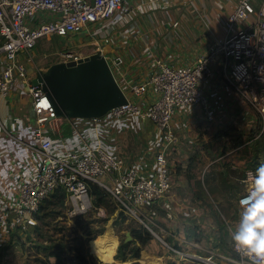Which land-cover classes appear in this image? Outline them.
Masks as SVG:
<instances>
[{
    "label": "built area",
    "instance_id": "built-area-1",
    "mask_svg": "<svg viewBox=\"0 0 264 264\" xmlns=\"http://www.w3.org/2000/svg\"><path fill=\"white\" fill-rule=\"evenodd\" d=\"M129 1L0 0V101H5L7 106L11 97L19 95L22 102H30L35 113V123L27 130L21 126L13 127L10 115L5 120L0 117L7 152L5 179L9 183L6 193L0 197L2 237L9 239L16 225L32 223L44 201L60 188L67 193L71 217L88 214L95 208L90 184L107 191L120 211L138 219L150 231V225L155 222L149 212L160 205L172 188L169 155L178 140L173 118L179 108L199 106L210 120L213 119L209 98L201 83L209 73L210 64L219 57L226 81L264 117V0H238L225 21V36L215 40L208 53L195 65L178 69L158 61L157 72L146 83L131 86L129 91H125L117 76L122 58H110L99 51L106 57L128 104L110 109L102 118L82 120L85 127H74L73 135L65 138L62 133L65 119L57 116L43 88L33 85L36 72L29 71L27 59L33 60L32 52L44 38L76 36L105 20L123 19V7ZM192 2L184 0L185 5ZM104 39L110 41V37ZM95 44L98 45V41ZM60 56L61 62L82 58L69 49L63 50ZM147 90L155 99L144 106L136 97L143 96ZM126 117L149 120L162 133L151 176L129 167L127 158L102 145L100 135L96 133L111 129ZM251 173L254 170L246 171L245 183L252 182ZM249 189L240 197L239 206L242 207ZM96 209L104 215V209ZM165 245L168 251L184 260L221 264L216 260L218 255L212 251L205 260L186 250ZM223 259L229 264H253V258L237 251L234 242L231 255Z\"/></svg>",
    "mask_w": 264,
    "mask_h": 264
},
{
    "label": "crops",
    "instance_id": "crops-1",
    "mask_svg": "<svg viewBox=\"0 0 264 264\" xmlns=\"http://www.w3.org/2000/svg\"><path fill=\"white\" fill-rule=\"evenodd\" d=\"M237 4L238 0H193L192 4L189 5H185L184 0H161L160 2L155 0H130L123 7V19L113 22L116 27L111 25L112 27L109 26L103 33L89 35L92 39H83L82 37L80 39H69L70 43L67 42L63 50L72 49L75 46H88L93 49L90 55L103 51L110 58L120 56L123 63L118 66L117 76L125 91H129L131 86L146 83L157 72L158 61H165L166 64L178 69L195 65L200 57L208 53L209 47L215 40L222 39L225 36V21ZM175 23H178V25L175 26ZM105 37H110V41H105ZM64 40L66 41V39ZM96 41H98V45L95 44ZM37 50L36 48L32 52L33 59L37 54ZM221 60L219 57L210 64L209 73L206 74L201 83L209 98V111L213 114V119L210 120L201 107L194 106L177 109L172 121L173 129L178 137L177 143L171 148L169 155L173 175L172 188L170 193L157 206L171 211L169 213L170 218H173V215L175 218L170 221L176 220L177 216L183 217L185 215L187 218H194L195 221H198V216H205L206 209L197 205L204 200L209 203L211 200L215 201L209 197H204L201 201V198L197 195L182 194L187 182L192 183L197 178L199 180V176L194 172L198 165H201V163L206 164L209 161V154L216 155L217 160L209 162L206 168L211 167L219 160H230L232 165L230 170H240L242 172V177L239 179L242 185L241 196L246 194L248 187L251 185V183H245L244 180L246 171L250 169L255 171V165H243L245 158H243L242 152L238 154L239 156H236L238 159H229V151H225L229 145V143H226V141L228 142L227 134L220 131L221 126L228 125L231 120L235 123L244 122L247 116L244 105L249 104L226 81L221 69ZM27 64H30L28 68L31 73L39 71L33 60L27 59ZM136 98L144 106H148L154 101L155 96L150 90H147L143 96ZM7 102L8 105L6 106L5 101H0V117L3 120L10 115L12 126H21L25 130L34 125L35 114L31 118L30 110L21 103L19 95L11 97ZM236 111L239 114L234 118L235 116L232 117V114ZM201 124H205L210 130L203 131L200 127ZM133 125L140 126L143 144L139 147L137 144L136 148L133 146V148L127 149L125 155L117 153L116 147L124 140L122 136H125L126 140L127 135H130L127 132L131 130L130 126ZM69 127L72 129L71 133L68 131ZM74 127H85V123L79 119L65 120L62 131L65 138L73 135ZM117 127L118 129L123 127V130H126L125 133H121V130L119 132ZM113 131L110 140L111 147L109 148L116 154L127 158L129 167H135L142 174L151 176L154 171L155 153L161 143L162 133L149 120L129 117L117 121ZM2 136L0 128V197L6 193L9 184L8 180L5 179L8 174V165L5 163L6 141ZM200 140H202V143H197ZM253 141H255V136L250 138V142L245 143V146H250V150L254 148ZM241 196H238L236 201V215L232 216L230 221L221 227L213 228L214 233L209 238L211 244L206 245L203 249V255L210 251L216 253L218 255L216 258L220 260L221 264H229L227 261L222 260L219 254H223L224 258L229 257L232 253L234 242L232 235L237 229L243 211L242 207L239 206ZM219 200L221 202L222 199ZM152 210L149 212V216H151ZM206 219L205 223L209 226H214L217 222V220L214 222L210 215H207ZM176 224L180 229L169 233L174 244H178L185 250L187 249L182 246L191 245L192 248H195V245H198L197 241L191 240V237L186 235L185 230L183 231L187 228L186 224L181 220H177ZM115 235L117 238L119 237L117 233ZM10 240V238L7 239L0 234V264H22L21 256L23 254L21 250L23 247L16 242L9 245ZM157 246L154 245V242L147 245V250L145 249L141 253L140 259L143 264L153 262L154 260L152 261L149 258L155 255H157V257H154L155 262L159 264H192L181 262L176 256H170L169 252L159 251Z\"/></svg>",
    "mask_w": 264,
    "mask_h": 264
},
{
    "label": "rangeland",
    "instance_id": "rangeland-1",
    "mask_svg": "<svg viewBox=\"0 0 264 264\" xmlns=\"http://www.w3.org/2000/svg\"><path fill=\"white\" fill-rule=\"evenodd\" d=\"M113 25V20L108 19L103 21L102 23H99L97 25H92L88 27L87 30H85L84 34L80 33L76 36H69L66 38H62L59 36H50L47 38H44L39 42V45L37 46V54L35 58L33 59V62L38 67L39 70H47L51 65L59 62L61 56L60 53H62L63 48H65V45L67 42H69V39H80L82 37L83 39H92L91 34H95L98 32H105V30ZM83 35V36H82ZM100 36V35H98ZM66 39V41L64 40ZM70 43V42H69ZM68 50V49H66ZM69 51L74 52L76 56H81L82 58L86 57V55H90L93 49L91 47H73L72 49H69ZM32 61V60H31ZM27 66H30V64H26ZM26 108L30 109L31 104L28 100H25L24 102H21ZM247 104V103H246ZM246 108L245 111L247 112V116L245 118L244 122L239 121V123L231 122L228 125L221 126V133L227 134V140L226 143L229 145L226 147L225 151H229V159L235 160L238 159L241 152L243 153L244 164L248 165H255L256 167L261 163L264 162V117L261 115L259 110H257L255 107L247 104L244 105ZM1 112V110H0ZM239 114V113H238ZM237 111L236 113L232 114V117H237ZM132 118V117H129ZM82 120V119H79ZM138 124V123H137ZM122 126V125H121ZM114 127V126H113ZM113 127L109 130H101L97 131L96 133L100 135L101 138V144L106 147H111V137L113 135ZM131 130H129L127 133H130V135H127V138L125 140V136H122L124 140L119 144V146L116 147L117 153L126 154L127 149L129 148H136L137 144L138 147L143 144V137L140 135V126L139 125H133L130 126ZM201 129L203 131L210 130L205 124H201ZM63 129V128H62ZM212 129V128H211ZM121 133H125L123 130V127H121ZM128 130V129H127ZM69 133L72 132V129L68 128ZM137 131V132H136ZM120 132V131H119ZM132 132V133H131ZM131 134H133L131 136ZM251 135V136H250ZM255 136V145L253 149L250 150V146H245L248 142H250V138ZM244 139H242V138ZM236 139V140H235ZM197 143H202V140ZM246 143V144H245ZM242 144H244L242 146ZM241 145V146H239ZM239 146V147H238ZM212 153V152H211ZM227 153V152H226ZM209 161L206 164L201 163V165H198L196 167V170L194 174L199 176V180L194 179L192 183H186L185 189H183L182 194H193L197 195L201 198V201L204 197L214 199L215 201L207 202L206 200L202 201V203H199L197 206L205 207V216H198V221H195L194 218H190L185 215L183 217L177 216V219L174 221L175 216L173 215V218H169V209H162L159 207H155L152 210L151 217L154 220V225H150V229L153 230L156 234L154 235L153 232L148 230L143 223H141L138 219L130 218L127 214H124L122 211L119 210L117 204L113 200L112 196L108 194L106 191L104 192L106 194V200L104 204L102 205V209H104L105 213L104 215L99 214L97 209H93L91 212H89L86 215L83 216H76L71 217L70 209L71 205L66 199V202L63 206H60L58 204V200L54 198V196H50V198L44 203L43 210L40 211L37 216L40 218V220H37L35 218L32 222V224L37 225L38 229H30L29 227L21 228V231L16 230L14 236L9 242V245L13 242H16L18 245H21L23 249L21 250V253L23 254L21 256L22 264H37L36 259L38 257L44 256V250L43 245H50V240L48 237L49 235H52L54 237H60L63 234L70 235L76 231L83 233V231L90 230L93 234H98V238L102 235H104L109 228L112 229L114 236L116 237V233L119 236L117 238L118 240V247L114 256V261L112 263H106L101 260L94 252H92L91 249V241L89 243L90 246V254L95 260L96 264H131L133 261L129 262H123L118 259H116V256L118 254V248L120 247L122 242H125L126 240V234L127 232L131 233L133 230H141L144 231L145 236L150 234L149 237H151V240L149 243L154 242V245H158L157 249L161 252H169L165 243H167L169 246L176 247L178 249H182L178 244H174V242L171 240V236L169 233L172 231H177L180 228L175 223H177V220L183 221L187 228L183 229L185 230V233L187 236L191 237V240H194L198 245H195V248H192L191 245L188 246H182L183 248H186V252H191L195 255L201 256L203 259H207L209 254L206 252L203 255V249H205V246L210 243V236L214 233V229H217V227H221L226 222L230 221V218L232 216H235L236 208V201L238 196H241L242 192V185L239 182L240 177H242V172L240 170H230L232 169L231 161H217L211 167L206 168L209 162H212L213 160H217L216 155L209 154ZM226 165V167H225ZM235 165V164H234ZM102 189V188H101ZM195 192V194H194ZM170 193V191H169ZM242 197V196H241ZM92 199L94 200V196H92ZM219 199H222L221 202ZM156 216H155V214ZM183 213V212H181ZM237 213V211H236ZM207 215H210L215 223L214 226H209L205 223L207 220ZM188 222V223H187ZM212 222V223H214ZM190 226V227H189ZM209 226V227H208ZM20 227V226H19ZM19 229V228H17ZM61 233V234H58ZM96 237V238H97ZM148 243V244H149ZM12 245V244H11ZM140 246L139 243H133L131 247ZM147 250V245L142 248V253ZM193 249V250H192ZM185 250V249H183ZM159 252V253H161ZM213 253V252H212ZM170 256H176L178 260L184 261L185 263H198L197 261H187L182 259V257L169 252ZM157 257V255L150 257V260H154ZM175 257V258H176ZM219 257L222 260L223 254H219ZM169 258V257H166ZM173 259V258H172ZM217 260V259H216ZM143 261V260H142ZM215 261V259H214ZM226 261V260H225ZM141 264V259L139 260ZM216 262V261H215ZM218 263H221L220 260H217ZM216 262V263H217Z\"/></svg>",
    "mask_w": 264,
    "mask_h": 264
},
{
    "label": "water",
    "instance_id": "water-1",
    "mask_svg": "<svg viewBox=\"0 0 264 264\" xmlns=\"http://www.w3.org/2000/svg\"><path fill=\"white\" fill-rule=\"evenodd\" d=\"M47 93L59 118L90 120L102 118L115 107L128 104V98L101 53L78 61L57 62L37 71L33 81ZM31 118L34 116L29 109ZM127 234L125 243L132 241Z\"/></svg>",
    "mask_w": 264,
    "mask_h": 264
},
{
    "label": "trees",
    "instance_id": "trees-1",
    "mask_svg": "<svg viewBox=\"0 0 264 264\" xmlns=\"http://www.w3.org/2000/svg\"><path fill=\"white\" fill-rule=\"evenodd\" d=\"M90 189L91 195L95 198L93 200L95 209L102 208V205L106 200V194L104 193L105 190L101 189V187L96 184H90ZM51 196H54V198L58 200V204L60 206H63L67 199V193L62 188L58 189ZM47 200H45L44 203ZM44 203L42 204L40 209L34 214L33 219L37 218V220H40L37 214L43 210ZM26 226L32 229L33 231L34 229H38V226L32 223H26L25 225H20V227L19 225H16L11 231L12 233L10 239H12L16 230L21 231V228H25ZM99 233L93 234L90 230H87L83 231V233L76 231L70 235L63 234L60 237H54L52 235L46 236L50 240V245H43L44 256L38 257L36 259V262L37 264H96L94 258L90 254L91 251L89 243L90 241L97 239ZM131 235L133 237V240L128 243H121L120 247L118 248V254L116 256V259L123 262L135 260L131 264H141L139 260L141 258L142 248L148 245V243L150 242V234L145 236L144 231H142L141 229L133 230L131 232ZM134 242L139 243L140 246L133 247L129 250V248Z\"/></svg>",
    "mask_w": 264,
    "mask_h": 264
},
{
    "label": "clouds",
    "instance_id": "clouds-1",
    "mask_svg": "<svg viewBox=\"0 0 264 264\" xmlns=\"http://www.w3.org/2000/svg\"><path fill=\"white\" fill-rule=\"evenodd\" d=\"M250 175L252 182L232 239L237 251L253 258V264H264V162Z\"/></svg>",
    "mask_w": 264,
    "mask_h": 264
},
{
    "label": "bare ground",
    "instance_id": "bare-ground-1",
    "mask_svg": "<svg viewBox=\"0 0 264 264\" xmlns=\"http://www.w3.org/2000/svg\"><path fill=\"white\" fill-rule=\"evenodd\" d=\"M117 247H118V240H117V237L114 236V233L111 228H109L108 231L104 235L91 241L92 252H94L99 258H101L102 261L106 263H112L114 261V256H115ZM148 264H159V263L153 261Z\"/></svg>",
    "mask_w": 264,
    "mask_h": 264
}]
</instances>
